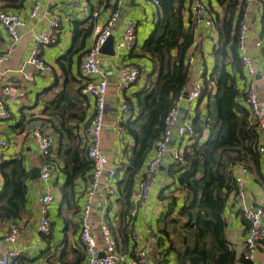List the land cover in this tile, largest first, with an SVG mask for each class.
<instances>
[{"label":"crops","instance_id":"crops-1","mask_svg":"<svg viewBox=\"0 0 264 264\" xmlns=\"http://www.w3.org/2000/svg\"><path fill=\"white\" fill-rule=\"evenodd\" d=\"M38 1L39 10L37 16L29 17L32 4ZM75 0H24L23 5L18 9H10L20 14L25 24L19 29L21 42L15 47L8 59L0 65V98L4 100L9 116L0 118V137L8 140V146L1 152L2 161L10 159L21 160L22 166L28 173L26 180V202L25 212L16 221L19 227V234L14 242L5 240V233L8 229V221L0 222V255L12 249L18 250L14 257L13 264H85L86 255L79 238L80 213L84 207L85 192L89 184V178L78 177L74 180V208H69L62 203L61 186L65 180L62 171L64 162L61 158L64 151L74 146H84L83 129L89 122L94 111V98L83 92L86 79L80 75L79 62L82 54L89 47L92 32L95 25H101L110 9L118 11V18L111 29L112 48L119 39L124 25L129 20L137 22L136 45L131 51L114 49V55L103 54L102 69L106 74L109 91L115 97V107L108 105L107 119L116 116L120 104V92L115 88L118 82V67L122 63H133L140 67L141 74L137 82L123 91V94L135 102L134 93L145 85L146 75L152 69V60L142 52V45L154 27L156 5L152 0H126L121 5H113L114 0H89L92 9L98 10L97 16H83L75 7ZM214 16V28L206 27L203 24L195 26L197 37L196 46L192 52L197 54L206 67L207 74L213 67L214 58L212 49L218 41V31L215 25L216 17H221L223 8L217 0H206ZM0 2V6H1ZM185 7V6H184ZM1 9V7H0ZM264 14V0H254L250 15L247 44L253 58L256 69V81L259 91V101L264 104V37L261 34V17ZM183 18L186 20V13L183 8ZM56 19L59 22L57 38L54 43L48 46L39 47V57L49 62L53 67L49 73L37 70L35 67L26 64L29 51L33 45L35 34L45 31L48 28V20ZM93 26L91 33L83 37L75 34V27L85 29ZM195 37V38H196ZM261 40L262 45L257 47L255 42ZM9 42V35L6 29L0 24V50H3ZM82 44V45H80ZM116 50V51H115ZM71 52V64L69 65L68 54ZM188 52V51H187ZM69 70L66 74L60 63ZM23 68L33 75L30 83L20 82L23 95L11 98H2L3 84L9 78L8 69ZM196 65L192 66L186 92L193 87L196 79ZM13 72V71H12ZM243 72V71H242ZM241 87L244 80L241 81ZM63 92V100L56 104L57 96ZM209 104V111L205 107ZM180 107H185L186 112L183 120L192 122L196 114H199L198 124L203 130L201 139H205L208 133V126L216 119L214 99L204 95L200 101H180ZM58 106L59 109L57 108ZM131 115L129 111V116ZM134 116V115H133ZM129 118V117H128ZM208 119V120H207ZM193 124V123H192ZM34 129H40L47 133L54 140V146L49 158L53 168V174L48 181H42L40 177L30 178V170L35 167L40 169L41 158L37 150V141L33 135ZM189 140L176 134L171 144V150L184 149ZM133 145L130 134H126L122 143H119L112 133H105L101 141V148L106 153L107 170L106 175L97 187L91 200L88 221L91 225V232L98 241L100 250L104 249L101 225L107 224L116 241V249L127 257L132 256V248L135 244L148 243L151 246L149 264H175L172 253H166V240L161 242V235L158 232L159 218L167 209V200L159 198V193L164 186L169 185L172 178L167 173L168 165L159 169L158 185L150 192L147 203L131 202L129 197V208L125 209L122 199L118 195L108 197L105 188V180L108 169L115 163L124 164L127 162L129 149ZM260 170L264 175V158L259 155ZM249 169V168H248ZM117 179L122 176V171L117 172ZM138 177H136L137 179ZM136 181V180H135ZM4 179L0 173V191ZM50 187L54 200L47 207V216L50 219V233L42 235L38 231V224L42 218L39 196ZM116 187V183H115ZM173 187H170L171 190ZM136 189L135 183L133 190ZM245 195V203L251 207H264V184L256 180V177L249 169L245 176V183L242 187ZM177 205L181 203L182 196L178 192ZM239 199L230 195L224 215L227 221L226 237L229 243L236 249L238 255L243 253L245 247L243 238L245 236L244 223L239 217ZM136 207L135 215L130 211ZM126 223L128 224L126 226ZM125 229V230H124ZM40 240L39 244H36ZM35 244V248L29 253H23L28 245ZM164 250V253H163ZM253 264L264 263V248H259L255 254Z\"/></svg>","mask_w":264,"mask_h":264},{"label":"trees","instance_id":"trees-1","mask_svg":"<svg viewBox=\"0 0 264 264\" xmlns=\"http://www.w3.org/2000/svg\"><path fill=\"white\" fill-rule=\"evenodd\" d=\"M185 1L158 0L154 27L141 47L142 52L151 58L152 69L146 75L145 85L134 93L135 102L126 98L131 115L125 127L133 145L127 162L119 168L122 176L116 181L118 195L126 210L130 206L129 197L136 177L162 137L165 117L188 84L190 72L186 54L193 43L195 24L190 15L186 21L183 18ZM217 1L223 14L215 19L218 41L212 49L213 67L207 74L203 90V95L214 99L216 119L207 127V136L202 140L199 114L195 115L192 120L195 135L184 147V163L169 164L167 173L172 180L159 193L160 199L167 200V209L159 218L158 232L161 242L166 240L164 250L173 254L175 264H253L244 259V251L238 255L226 237L224 211L230 195L238 193L233 166L236 162L246 164L262 184L264 175L256 149L257 125L250 117L240 84L244 74L237 51L239 0ZM0 2L1 9L10 10L20 8L24 0ZM92 29L91 23L85 29L76 25L74 31L76 35L81 33L86 37ZM261 34L264 37V14ZM71 58L70 52L68 67ZM59 63L68 74L64 63ZM211 87H214L213 92ZM63 97L66 95L61 92L56 104ZM205 107L209 111L208 102ZM61 158L65 174L60 188L62 203L74 208V180L87 177L90 181L92 162L83 146L70 147ZM0 173L4 179L0 191V222H16L25 212L28 173L19 159L1 160ZM170 187L173 188L169 190ZM176 192L182 196L179 205Z\"/></svg>","mask_w":264,"mask_h":264},{"label":"built area","instance_id":"built-area-1","mask_svg":"<svg viewBox=\"0 0 264 264\" xmlns=\"http://www.w3.org/2000/svg\"><path fill=\"white\" fill-rule=\"evenodd\" d=\"M106 4L105 0H102ZM126 0H114L113 5L119 6ZM75 7L79 14L89 17L97 16L98 10L92 9L89 0H75ZM157 5L158 0H152ZM254 0H239L237 7V51L241 63V69L244 74L243 89L245 92V103L249 110L250 117L257 125L258 141L256 145L257 152L264 158V104L259 101V91L257 81L255 78L256 69L253 63V58L247 44V34L249 30L250 15L252 4ZM39 2L35 1L32 4L29 12V17L34 18L37 16L39 10ZM184 12L186 18L191 16L195 26L203 24L206 27L214 28V16L211 8L206 3V0H186ZM118 18V11L110 9L107 17L101 25H95L89 47L82 54L79 62L80 75L86 79L83 86V92L88 93L94 98V111L90 117L89 122L83 129V140L87 157L92 162L91 178L85 192L84 207L80 213L79 222V238L82 248L86 255L85 264H149L151 246L146 242L144 244H135L132 248V256L127 257L125 254L120 253L116 249V241L112 235L110 227L103 223L101 230L104 238V249L100 250L96 245V239L91 232V225L88 221L90 204L97 190L99 179L105 164L107 163L106 155L101 151V127L104 111V93L107 86L106 74L102 69L103 53L101 48L106 39L111 35V29L116 23ZM187 20V19H186ZM185 20V21H186ZM0 24L6 29L9 35V42L3 50H0V65L4 60L8 59L9 55L15 47L21 42V34L19 29L24 26V18L14 10L0 9ZM59 22L56 19L48 20V28L35 34L33 39L32 48L29 51V56L26 64L35 67L37 70L49 73L52 70V65L39 57V47L48 46L56 41ZM136 27L135 20H129L123 27L121 35L115 44L117 51L126 50L131 51L136 45ZM195 33V30H194ZM194 35L193 43L189 47L186 54L187 65L189 72L192 66L196 65V79L193 87L187 91V97H183L186 92L185 88L181 92L175 105L170 109L165 117V128L161 139L156 143L155 147L150 151L145 165L140 172V175L135 181L136 189L131 193V202L133 203H147L150 192L158 185V173L163 161L164 153L167 143L170 139L172 128L177 120L180 108V101L183 99L189 101H200L203 99V90L205 88V80L207 78V71L205 65L199 59L198 55L192 52L196 46L197 37ZM257 47L262 45L261 40L255 42ZM115 50V51H116ZM13 71V72H12ZM118 82L116 85L117 90L120 92L119 110L112 121V130L119 143H122L125 135L128 133L125 127V122L129 116V105L126 101V96L123 94L127 88L135 84L141 74L140 67L133 63H122L117 69ZM10 75L4 81L2 90V98H11L23 95L20 88V82L30 83L33 81V75L26 72L23 68L8 69ZM214 87H211V92ZM9 116V111L6 108L4 100L0 98V118ZM177 134L192 141L195 135L194 126L191 121H182L177 129ZM33 135L37 141V150L42 162L40 165V179L48 181L52 174L53 168L50 164L49 158L51 150L54 146V140L50 135L40 129H34ZM188 142V143H189ZM8 140L0 137V161L2 160L1 152L8 146ZM183 151L184 149H170V160L173 163L183 164ZM121 164H113L107 171L105 180V188L107 196L113 197L117 195L115 183L117 181V172ZM233 174L235 184L238 189L236 197L239 199V217L244 223L245 236L244 243V259L254 261L255 254L259 248H264V207L257 206L251 207L245 203V195L242 187L245 183V176L249 174V169L246 164L236 162L233 166ZM54 200L53 193L48 187L40 196L39 203L41 204L42 218L38 224V231L42 235L50 233V219L47 216V207ZM136 213V207H133L130 214L133 216ZM19 234V227L16 222L8 224V229L5 233V240L14 242ZM40 240L36 244H39ZM35 248V244L28 245L23 249V253ZM103 251V256H99V252ZM18 250H10L0 255V264H13L14 257L18 254ZM264 264V263H263Z\"/></svg>","mask_w":264,"mask_h":264},{"label":"water","instance_id":"water-1","mask_svg":"<svg viewBox=\"0 0 264 264\" xmlns=\"http://www.w3.org/2000/svg\"><path fill=\"white\" fill-rule=\"evenodd\" d=\"M112 38L111 37H108L104 43V45L102 46L101 48V52L103 54H108V55H114V48H112ZM183 97L186 98L187 97V92L183 93ZM186 112V108L185 107H180L179 108V113H178V116H177V120L172 128V131H171V135H170V139L167 143V146H166V150H165V153H164V157H163V161H162V164L160 166V168L164 169L165 166H167L168 164V159H169V156H170V148H171V144H172V141L174 140L176 134H177V129L179 127V125L181 124V122L183 121V118H184V114ZM40 176V169H36L35 167H33L31 170H30V178L31 179H36ZM99 256H103V251H100Z\"/></svg>","mask_w":264,"mask_h":264},{"label":"rangeland","instance_id":"rangeland-1","mask_svg":"<svg viewBox=\"0 0 264 264\" xmlns=\"http://www.w3.org/2000/svg\"><path fill=\"white\" fill-rule=\"evenodd\" d=\"M116 85H117V82L115 83V88H116ZM109 104H112L115 107L114 104H116V100H115L114 96L112 98V93L109 91V85H108V81H107V86H106L105 93H104V111H103L102 127H101V132H100L101 141L104 139V134L106 132L112 133V126L111 125H112L113 118H111L110 120L106 118V115L108 113V105ZM101 151L106 155V153L104 152V150L102 148H101ZM106 167H107V163L105 164L104 170L101 173L98 186H100V184L102 183V181L106 175V170H107ZM102 236H103V234H102ZM103 240H104V238H103ZM96 245H97V247L99 245L97 240H96ZM103 245H105V242Z\"/></svg>","mask_w":264,"mask_h":264}]
</instances>
